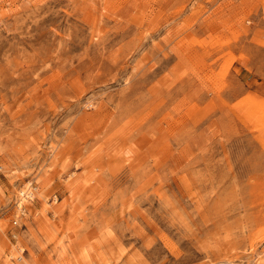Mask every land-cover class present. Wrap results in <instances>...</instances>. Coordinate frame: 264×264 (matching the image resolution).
I'll return each mask as SVG.
<instances>
[{"label": "rangeland", "instance_id": "obj_1", "mask_svg": "<svg viewBox=\"0 0 264 264\" xmlns=\"http://www.w3.org/2000/svg\"><path fill=\"white\" fill-rule=\"evenodd\" d=\"M0 264H264V0H0Z\"/></svg>", "mask_w": 264, "mask_h": 264}, {"label": "bare ground", "instance_id": "obj_2", "mask_svg": "<svg viewBox=\"0 0 264 264\" xmlns=\"http://www.w3.org/2000/svg\"><path fill=\"white\" fill-rule=\"evenodd\" d=\"M29 188H30V187H29ZM29 188H28V190H29ZM21 192H23V193L25 194L26 190L21 189ZM29 193H30V195H31V194H32V191H29ZM19 204H20V202H19Z\"/></svg>", "mask_w": 264, "mask_h": 264}]
</instances>
